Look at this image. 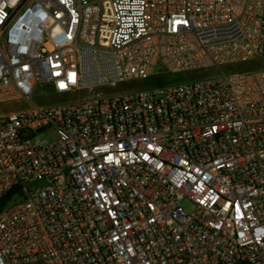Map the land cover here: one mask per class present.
Masks as SVG:
<instances>
[{"label":"built area","instance_id":"built-area-1","mask_svg":"<svg viewBox=\"0 0 264 264\" xmlns=\"http://www.w3.org/2000/svg\"><path fill=\"white\" fill-rule=\"evenodd\" d=\"M252 59L264 0H0V264H264Z\"/></svg>","mask_w":264,"mask_h":264},{"label":"rangeland","instance_id":"rangeland-1","mask_svg":"<svg viewBox=\"0 0 264 264\" xmlns=\"http://www.w3.org/2000/svg\"><path fill=\"white\" fill-rule=\"evenodd\" d=\"M260 65H264V60H258V59H252L246 62L238 63L236 64V68L238 69H248V68H254L258 67ZM155 72L154 75L149 76L148 78L142 79V78H132L126 81L119 82L115 85H107L103 87H97L95 88L96 91L101 92H122L130 89H136L141 87H147L150 85H154L159 83L160 81H177V80H184L188 77L193 76H203L207 73L205 70L200 71H190L187 73H172V72H164L165 67L160 65V62H158L154 66ZM48 91V90H47ZM87 95V93L83 91H77L73 93H61L56 91L47 92L44 90L43 87L37 86L36 89L31 94V100L34 103L38 104H52L56 102L66 101L73 98H80L82 96ZM26 105L22 100L20 101H9V102H3L0 104V113L8 112L12 110H16L18 108H24ZM50 133H42L37 135V138L43 139L50 137ZM182 206L185 208H189L192 206V203L189 200H183Z\"/></svg>","mask_w":264,"mask_h":264},{"label":"trees","instance_id":"trees-1","mask_svg":"<svg viewBox=\"0 0 264 264\" xmlns=\"http://www.w3.org/2000/svg\"><path fill=\"white\" fill-rule=\"evenodd\" d=\"M163 82H165V81H160L159 83H157V84H160V83H163ZM168 82V81H167Z\"/></svg>","mask_w":264,"mask_h":264}]
</instances>
